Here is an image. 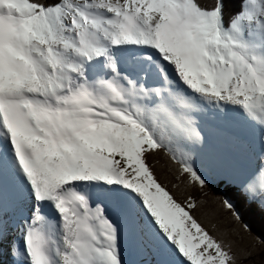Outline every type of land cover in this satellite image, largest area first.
Segmentation results:
<instances>
[{
	"label": "snow or ice",
	"instance_id": "obj_1",
	"mask_svg": "<svg viewBox=\"0 0 264 264\" xmlns=\"http://www.w3.org/2000/svg\"><path fill=\"white\" fill-rule=\"evenodd\" d=\"M264 0H0V264H264Z\"/></svg>",
	"mask_w": 264,
	"mask_h": 264
},
{
	"label": "trees",
	"instance_id": "obj_2",
	"mask_svg": "<svg viewBox=\"0 0 264 264\" xmlns=\"http://www.w3.org/2000/svg\"><path fill=\"white\" fill-rule=\"evenodd\" d=\"M246 219L252 224L255 232L264 230V218L255 209L249 210L246 214Z\"/></svg>",
	"mask_w": 264,
	"mask_h": 264
}]
</instances>
